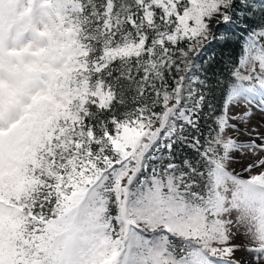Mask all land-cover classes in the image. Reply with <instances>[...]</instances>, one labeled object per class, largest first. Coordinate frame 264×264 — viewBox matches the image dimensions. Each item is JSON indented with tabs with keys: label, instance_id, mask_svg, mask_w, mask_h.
<instances>
[{
	"label": "snow or ice",
	"instance_id": "obj_1",
	"mask_svg": "<svg viewBox=\"0 0 264 264\" xmlns=\"http://www.w3.org/2000/svg\"><path fill=\"white\" fill-rule=\"evenodd\" d=\"M0 264H264V0H0Z\"/></svg>",
	"mask_w": 264,
	"mask_h": 264
},
{
	"label": "trees",
	"instance_id": "obj_2",
	"mask_svg": "<svg viewBox=\"0 0 264 264\" xmlns=\"http://www.w3.org/2000/svg\"><path fill=\"white\" fill-rule=\"evenodd\" d=\"M239 52H240L239 46H233L231 48V55L233 56V58L237 57Z\"/></svg>",
	"mask_w": 264,
	"mask_h": 264
}]
</instances>
